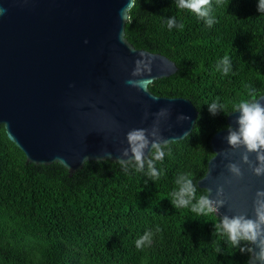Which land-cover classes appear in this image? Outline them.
I'll use <instances>...</instances> for the list:
<instances>
[{"label":"trees","instance_id":"obj_1","mask_svg":"<svg viewBox=\"0 0 264 264\" xmlns=\"http://www.w3.org/2000/svg\"><path fill=\"white\" fill-rule=\"evenodd\" d=\"M257 3L212 0L217 22L208 27L176 0H136L126 40L178 68L151 83L149 91L188 99L198 111L193 130L171 142L163 161L156 162L159 179L150 178L147 167L125 173L108 160L88 161L72 177L57 163L29 164L0 125V264H247L246 253L212 236L214 215L175 209L169 193L181 172L193 173L197 186L213 156L210 138L226 128L236 103L251 98L246 85L256 98L264 95V12ZM171 16L184 24L182 30L167 26ZM226 55L227 75L215 70ZM217 97L225 108L213 116L208 105ZM201 194L197 186V197ZM145 232L152 233V243L137 249L135 241Z\"/></svg>","mask_w":264,"mask_h":264},{"label":"water","instance_id":"obj_2","mask_svg":"<svg viewBox=\"0 0 264 264\" xmlns=\"http://www.w3.org/2000/svg\"><path fill=\"white\" fill-rule=\"evenodd\" d=\"M126 3L0 0V125L27 163H57L68 177L83 168L85 158L117 163L127 147V131L150 127L152 114L162 107L171 108V116L161 121L165 138L180 141L193 130L198 111L190 100L149 91L151 83L174 75L178 68L165 56L136 49L126 40V22L119 15ZM137 60L147 67L133 77ZM130 78L150 83L141 91L125 83ZM230 113L227 125L238 116ZM179 114L190 119L177 124ZM224 135L226 128L210 138L213 156L197 182L199 189L211 188L213 196L216 186L229 177L225 165L239 159L238 153L230 159L220 155L231 151ZM258 189H264V177L252 176L245 166L243 179L225 186V197L235 210L251 215ZM226 212L227 206L220 209V214Z\"/></svg>","mask_w":264,"mask_h":264},{"label":"clouds","instance_id":"obj_3","mask_svg":"<svg viewBox=\"0 0 264 264\" xmlns=\"http://www.w3.org/2000/svg\"><path fill=\"white\" fill-rule=\"evenodd\" d=\"M216 2L220 4L222 0H216ZM176 4L177 7L189 10L198 18L203 19L208 27L217 22L211 16L212 0H176ZM135 6L136 0H127L119 12L122 21H131L129 13ZM2 11L0 9V12ZM257 11L264 12V0H258ZM165 22L170 29L172 27L181 30L184 28V24H177L176 18L173 16L167 18ZM120 40L123 42L122 35ZM135 64L133 77L139 75L142 69L147 67L140 60H137ZM148 70L150 71V69ZM215 70L222 71L223 74L227 75L231 71L230 57L226 55L218 60ZM125 83L131 88L146 91V86L150 81L130 78ZM246 89L248 90L247 95L251 98L241 100L233 106L231 113H238V116L226 126V135L223 136V140L226 141L231 151L221 152L220 155L225 159H230L237 153L239 155L238 161L229 162L225 165L229 177L224 179L223 184L216 186L214 196L211 188H204L203 194L197 197V186L194 182L193 173H178L174 181L176 188L169 193V201L173 208H189L197 216L214 215L216 222L213 224L212 236L223 238L226 244L233 249H238L241 254L246 253L250 258L249 264H264V189L255 191L251 215L247 211L235 210L228 204L225 197V186L231 185L233 181L242 180L245 166L252 176L264 177V103L260 102V99L264 97L256 98L255 89L251 85H246ZM224 108L225 105L219 102V97L208 105V111L213 116L222 113ZM148 115L149 113L145 111V120ZM152 115L154 119L150 127L133 128L127 131L125 134L127 147L120 151L117 163L121 165L125 173H128L130 169L143 172L147 167L146 174L155 180L162 175V172L156 168V162L163 161L166 155L164 149L172 142L161 133V121H166L171 116V108L162 107ZM189 119V116L183 114L176 116L177 124ZM168 130H171V126ZM187 135L185 134L184 138ZM167 154L171 155L170 150ZM105 155L110 157L111 153L106 152ZM82 163H88V159L85 158ZM225 206H227V212L220 214V209ZM151 243V232H145L135 241L137 249L150 246ZM241 244H243L242 247ZM215 250L217 254L221 253L219 246Z\"/></svg>","mask_w":264,"mask_h":264}]
</instances>
